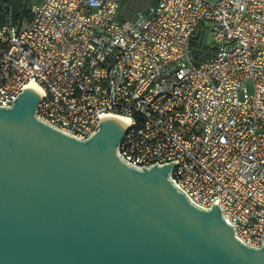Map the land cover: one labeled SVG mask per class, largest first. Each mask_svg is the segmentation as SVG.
I'll use <instances>...</instances> for the list:
<instances>
[{
	"label": "built area",
	"instance_id": "1",
	"mask_svg": "<svg viewBox=\"0 0 264 264\" xmlns=\"http://www.w3.org/2000/svg\"><path fill=\"white\" fill-rule=\"evenodd\" d=\"M122 1L23 0L15 25L0 3V109L33 81L45 95L35 120L75 140L100 116L128 120L114 152L123 165L176 161V192L205 212L217 201L232 237L261 249L264 0H158L120 20Z\"/></svg>",
	"mask_w": 264,
	"mask_h": 264
},
{
	"label": "water",
	"instance_id": "2",
	"mask_svg": "<svg viewBox=\"0 0 264 264\" xmlns=\"http://www.w3.org/2000/svg\"><path fill=\"white\" fill-rule=\"evenodd\" d=\"M2 1L15 25L23 0ZM22 88L0 109V264H264V244L237 242L217 201L205 212L176 192V161L139 172L117 159L128 120L100 116L78 141L36 121L45 95Z\"/></svg>",
	"mask_w": 264,
	"mask_h": 264
},
{
	"label": "rangeland",
	"instance_id": "3",
	"mask_svg": "<svg viewBox=\"0 0 264 264\" xmlns=\"http://www.w3.org/2000/svg\"><path fill=\"white\" fill-rule=\"evenodd\" d=\"M41 0H34V2H38ZM155 0H123L121 3V12L126 16V18H131L139 11L147 8L148 6L152 5ZM2 5H6L4 1L0 2ZM205 43L207 45H212L213 36L210 31V28L205 30ZM202 58V57H201ZM199 58V60L201 59Z\"/></svg>",
	"mask_w": 264,
	"mask_h": 264
},
{
	"label": "trees",
	"instance_id": "4",
	"mask_svg": "<svg viewBox=\"0 0 264 264\" xmlns=\"http://www.w3.org/2000/svg\"><path fill=\"white\" fill-rule=\"evenodd\" d=\"M157 2V0L154 1L153 4H155ZM120 9H121V6H120ZM119 9L118 11V17L120 20H124V19H127L126 16L121 12V10Z\"/></svg>",
	"mask_w": 264,
	"mask_h": 264
},
{
	"label": "crops",
	"instance_id": "5",
	"mask_svg": "<svg viewBox=\"0 0 264 264\" xmlns=\"http://www.w3.org/2000/svg\"><path fill=\"white\" fill-rule=\"evenodd\" d=\"M157 1H158V0H157ZM156 3H157V2H156ZM156 3H155V4H156ZM152 5H154V4H152Z\"/></svg>",
	"mask_w": 264,
	"mask_h": 264
}]
</instances>
